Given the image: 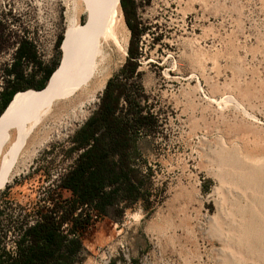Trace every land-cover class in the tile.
I'll list each match as a JSON object with an SVG mask.
<instances>
[{
    "label": "rangeland",
    "instance_id": "374dc122",
    "mask_svg": "<svg viewBox=\"0 0 264 264\" xmlns=\"http://www.w3.org/2000/svg\"><path fill=\"white\" fill-rule=\"evenodd\" d=\"M126 1L142 29L137 75L120 106L140 104L128 150L134 188L116 192L109 215L92 212L72 264H264V0ZM77 3L0 0V101L20 42L36 49L16 68L25 90H37L27 86L42 76L36 60L53 70L68 60ZM120 9L124 47L109 49L23 136L11 123L2 130L0 245L10 251L18 227L33 220L23 208L47 204L82 149L75 131L127 58L131 31Z\"/></svg>",
    "mask_w": 264,
    "mask_h": 264
},
{
    "label": "trees",
    "instance_id": "16d2710c",
    "mask_svg": "<svg viewBox=\"0 0 264 264\" xmlns=\"http://www.w3.org/2000/svg\"><path fill=\"white\" fill-rule=\"evenodd\" d=\"M120 3L131 31L127 58L104 84L99 104L75 131V148L82 149L73 166L62 175L56 189L46 194L47 204L37 203L29 210L23 208L27 210L24 215L33 220L18 227L13 250L0 245V264H72L74 256L83 250L81 229L90 223L92 212L109 215L107 206L113 204L116 192H129L134 188L130 180L134 169L129 163L128 150L134 142L131 129L141 117L140 104L133 102L129 112L123 111L120 106L121 99L128 100L126 81L137 75L141 54L138 35L142 29H138L139 19L133 2L120 0ZM60 40L62 36L58 45ZM15 56L12 68L7 71L12 79L8 80L2 92V112L17 91H26L19 85L23 74L16 68L20 67L23 58L34 59L36 49L31 43L22 41L16 47ZM35 62L42 69V76L38 82L27 86L41 89L54 70L52 67L45 68L38 60ZM33 73L36 74V70ZM58 188L66 190L69 195L63 197ZM4 232V226L0 223V242L3 241Z\"/></svg>",
    "mask_w": 264,
    "mask_h": 264
},
{
    "label": "bare ground",
    "instance_id": "6f19581e",
    "mask_svg": "<svg viewBox=\"0 0 264 264\" xmlns=\"http://www.w3.org/2000/svg\"><path fill=\"white\" fill-rule=\"evenodd\" d=\"M76 10L73 30L66 36L74 42L70 57L54 70L45 87L17 91L14 94L0 115V138L8 123L12 124L15 134L19 129L23 136L32 125L39 123L42 112L49 104L57 102L60 95L69 94L76 85L85 82L96 71L97 64L108 57L109 49L124 47L117 30L121 11L118 0H78ZM80 13L85 17L82 23L77 20ZM65 40L62 47H65ZM2 186L3 183L0 182V187Z\"/></svg>",
    "mask_w": 264,
    "mask_h": 264
},
{
    "label": "water",
    "instance_id": "95a60500",
    "mask_svg": "<svg viewBox=\"0 0 264 264\" xmlns=\"http://www.w3.org/2000/svg\"><path fill=\"white\" fill-rule=\"evenodd\" d=\"M119 1V0H118Z\"/></svg>",
    "mask_w": 264,
    "mask_h": 264
}]
</instances>
